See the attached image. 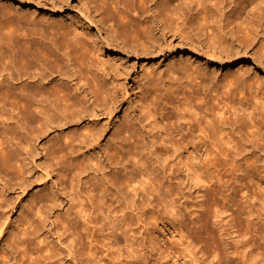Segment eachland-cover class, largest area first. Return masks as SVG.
Segmentation results:
<instances>
[{"label":"bare ground","instance_id":"1","mask_svg":"<svg viewBox=\"0 0 264 264\" xmlns=\"http://www.w3.org/2000/svg\"><path fill=\"white\" fill-rule=\"evenodd\" d=\"M100 1L105 2L96 4ZM110 1L115 24L138 44L154 40L158 21L180 33L193 24L207 41L230 35L248 44L264 33V0ZM84 15L97 26L92 12L91 18ZM67 34L68 41L75 39ZM0 49L1 174L14 162L12 137L28 143L32 138L24 130L44 133L79 121L91 98L98 104L108 92L97 72L100 59L91 54L69 76L58 56L49 61L46 54L40 57L31 48L17 51L7 42ZM253 54L249 69L264 64ZM206 58L223 60L217 53ZM9 59L14 69L6 72ZM187 71L185 82L164 92L157 84L146 89L143 119L139 124L128 120L119 131L109 157L112 175L84 181L80 191H72L78 209L61 225L65 255L60 264H264V186L257 182L264 173L250 161L245 142L263 131L258 121L264 117V96L256 94L255 103L237 111L223 94H201L196 78H208L207 72L196 67ZM82 87L91 92L89 98ZM54 141L71 146L76 138L65 134ZM76 169L81 174L83 166ZM65 174L70 176L69 166ZM43 205L37 204L36 211ZM166 231L176 237H167ZM29 232H36L32 221L15 231L17 264H57L47 249L29 240Z\"/></svg>","mask_w":264,"mask_h":264},{"label":"rangeland","instance_id":"2","mask_svg":"<svg viewBox=\"0 0 264 264\" xmlns=\"http://www.w3.org/2000/svg\"><path fill=\"white\" fill-rule=\"evenodd\" d=\"M97 1L29 0L28 3H21L0 0V48L7 42L17 51L31 48L40 57L46 54L49 61L58 56L69 68V76H73V69L78 63L87 61L91 54L100 59L97 72L106 81L108 92L107 100H98V104L96 101L92 103L91 98L79 121L44 133L24 130L32 138L31 142L19 141L13 130L15 136L10 143L14 162L0 174V228H3L0 233V264H17L20 256L14 234L27 221L35 224L36 231L35 234L29 232V240L47 249L57 264L63 261L65 251L61 244V225L65 220L74 218L78 209L77 198L72 191H80L84 181L112 175L114 165L109 157L119 142L121 126L128 120L139 124V120L143 119L141 105L146 100L145 92L150 84H157L162 91L166 90L175 82H185L189 78L187 69L196 67L209 76L196 78L203 88L201 94H223L226 104L232 109L239 111L252 105L259 96L256 94L264 96V64L248 68L252 65L249 63L255 62L253 53L260 55L264 61L263 31L248 44L230 35L222 37V41H207L197 33L193 24L185 26V32L180 33L158 21L153 27L154 40H141L138 44L125 38L115 24L110 16L112 11L114 16L111 1H103L106 5L102 1L101 5L96 4L99 3ZM90 12L97 26L85 17L84 14L89 16ZM69 32L76 35L73 41L67 40ZM5 33L10 36L6 38ZM125 40L129 42L125 44ZM107 42L115 50L108 48ZM214 53L223 60L211 62L206 58V55ZM9 64L6 72L14 69L10 59ZM82 89L89 98L91 92L86 87ZM263 118L258 121L263 131L256 139L246 140L248 145L244 144L250 161L264 173ZM137 130L144 137L149 136L140 127ZM65 134L76 138L73 145L64 146L54 141V138ZM67 166L70 167V176L65 174ZM79 166H83L81 174L76 169ZM259 177H255V181ZM257 180L264 186V178ZM37 204H44L40 213L36 211ZM165 235L176 237L172 231H166Z\"/></svg>","mask_w":264,"mask_h":264}]
</instances>
